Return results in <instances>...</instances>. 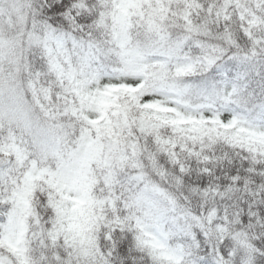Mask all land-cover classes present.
I'll use <instances>...</instances> for the list:
<instances>
[{
	"label": "snow or ice",
	"instance_id": "1",
	"mask_svg": "<svg viewBox=\"0 0 264 264\" xmlns=\"http://www.w3.org/2000/svg\"><path fill=\"white\" fill-rule=\"evenodd\" d=\"M0 264H264V0H0Z\"/></svg>",
	"mask_w": 264,
	"mask_h": 264
}]
</instances>
